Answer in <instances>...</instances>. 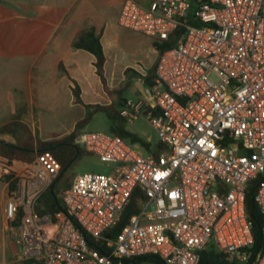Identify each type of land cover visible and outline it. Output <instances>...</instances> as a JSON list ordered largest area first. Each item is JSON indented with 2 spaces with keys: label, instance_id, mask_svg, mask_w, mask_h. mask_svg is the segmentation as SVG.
Masks as SVG:
<instances>
[{
  "label": "built area",
  "instance_id": "built-area-1",
  "mask_svg": "<svg viewBox=\"0 0 264 264\" xmlns=\"http://www.w3.org/2000/svg\"><path fill=\"white\" fill-rule=\"evenodd\" d=\"M141 1L124 2L120 27L153 41L184 28L159 57L147 97L120 108L127 121L142 116L154 127L155 152L110 132L82 131L75 145L119 167L75 176L60 194L65 217L57 222L38 212L60 174L57 158L0 155L5 221L24 264H200L211 250L250 262L246 193L264 174V0ZM137 188L141 210L111 235ZM254 199L264 216V178ZM262 237L250 264H264V225Z\"/></svg>",
  "mask_w": 264,
  "mask_h": 264
},
{
  "label": "crops",
  "instance_id": "crops-1",
  "mask_svg": "<svg viewBox=\"0 0 264 264\" xmlns=\"http://www.w3.org/2000/svg\"><path fill=\"white\" fill-rule=\"evenodd\" d=\"M125 1L0 0V127L16 111H23L22 120L30 127L27 119L33 115L37 94H52L54 109H63L59 88L64 78L69 80L64 84L69 92L72 80L80 85L84 103L87 86L96 93L104 87L94 56L72 47L77 34L89 27L101 35L106 82L108 76L126 78L121 84L126 101L132 100L124 97L127 90L135 101L147 97L159 53L153 40L120 27ZM93 73L99 81H94ZM5 202L6 185L0 181V264H24L17 259L18 248L7 229Z\"/></svg>",
  "mask_w": 264,
  "mask_h": 264
},
{
  "label": "trees",
  "instance_id": "trees-1",
  "mask_svg": "<svg viewBox=\"0 0 264 264\" xmlns=\"http://www.w3.org/2000/svg\"><path fill=\"white\" fill-rule=\"evenodd\" d=\"M189 21L191 24L196 25L197 22L190 16ZM184 33L183 27H178L167 40L164 41H153V47L159 53V57L168 49H171L177 45L180 38ZM72 47L78 50H83L94 56V67L96 74L100 78L104 88L107 86L105 79V64L106 56L104 53L103 45L101 42V35L96 31L94 27H89L81 30L74 41ZM61 69L63 65H60ZM65 70V69H64ZM155 73L149 77L148 82L154 81ZM73 83V95L77 104H82L86 108L90 109V112L86 114L84 119L77 122L74 130L66 137L55 140L52 142L44 141L33 133L32 129L22 120L23 111H16L13 114L11 121L0 127V155L5 156L10 160H20L23 162H32L35 160L38 153L49 151L51 152L61 164L60 173L69 166V164L76 157L79 152L77 160L82 155L88 154L82 148L75 145V138L82 132L84 127L90 123L93 115L97 112L104 113L110 123V133L120 136L132 144L141 145L147 152H153L152 146L149 142L144 141L138 135L129 132L126 129V123L128 122L124 117L120 115V108L126 102V99L121 97L124 88L114 91L116 99L110 104H86L84 103L81 95L80 85L72 80ZM155 152V151H154ZM153 152V153H154ZM76 160V161H77ZM75 161V162H76ZM75 162L69 166L68 170L60 179H56L53 183V193L50 188L43 194L38 205V212L42 215H50L54 222H57L65 217V210L62 207L60 201V194L68 189L72 183L71 180V169ZM264 178V174L258 176L256 179L251 180L248 184L246 193V207L250 221L253 225V234L255 238L254 247L252 248L251 263L254 256L262 247V227L264 225V216L261 215L258 206L255 202L254 195L258 184ZM59 201V203L57 202ZM145 202V196L141 188H137L134 192L131 202L126 208L123 218L119 225L114 229L111 235H116L120 229L128 222L131 217L136 216L142 208ZM89 241L90 238H88ZM102 250L98 243H94ZM146 262L153 264H160L154 258L145 259ZM126 264V262H122ZM231 257L220 253L216 250L205 251L202 253L200 264H235Z\"/></svg>",
  "mask_w": 264,
  "mask_h": 264
},
{
  "label": "rangeland",
  "instance_id": "rangeland-1",
  "mask_svg": "<svg viewBox=\"0 0 264 264\" xmlns=\"http://www.w3.org/2000/svg\"><path fill=\"white\" fill-rule=\"evenodd\" d=\"M94 81H99L97 76L93 73ZM126 78L119 76H112L107 78V88L101 87L96 93L90 86L86 88L85 102L87 104H110L116 99L114 91L121 89L122 82ZM69 85V80L64 78L59 88L62 98L63 109H54L52 105V94H46L45 97L42 95H36V106L33 110V115L27 119L31 125L36 137L52 142L55 140L62 139L68 136L76 127L78 121L84 119L86 114L90 112V109L86 108L82 104H77L73 96L72 91H67V87L64 84ZM40 94V93H39ZM92 97V98H89ZM124 97L135 101V95L132 91L127 90L124 93ZM126 129L141 137L144 141L151 144L153 148L158 144L159 137L154 127L142 116L128 121L126 123ZM82 131H99V132H110V123L107 116L102 112H97L93 115L92 120L88 125L84 127ZM119 167L116 163L103 162L95 155L84 154L79 160L75 162L71 169V180L77 176L85 173H100L110 174L113 170ZM235 264H242L236 262Z\"/></svg>",
  "mask_w": 264,
  "mask_h": 264
},
{
  "label": "water",
  "instance_id": "water-1",
  "mask_svg": "<svg viewBox=\"0 0 264 264\" xmlns=\"http://www.w3.org/2000/svg\"><path fill=\"white\" fill-rule=\"evenodd\" d=\"M153 84H154V82L151 83V86H153ZM79 154H80V153L78 152L77 155H76V157H75V158L73 159V161L69 164V166L72 165V164L77 160ZM69 166L66 167V168H65V169L59 174L57 180L60 179V178L64 175V173L68 170ZM53 187H54L53 185L50 187V190H51L52 193H53V190H54ZM57 202L59 203V201H57ZM59 204H60V203H59Z\"/></svg>",
  "mask_w": 264,
  "mask_h": 264
}]
</instances>
